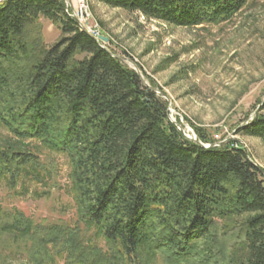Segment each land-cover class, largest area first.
<instances>
[{
    "label": "trees",
    "instance_id": "obj_1",
    "mask_svg": "<svg viewBox=\"0 0 264 264\" xmlns=\"http://www.w3.org/2000/svg\"><path fill=\"white\" fill-rule=\"evenodd\" d=\"M97 1L177 27L227 21L247 2ZM40 16L61 33L50 46L31 29ZM111 54L63 0L0 2V125L12 136L0 142V182L56 187L38 142L67 156L74 205L58 222L0 207V234L44 253L35 264H264V170L242 146L204 147L214 140L202 129L186 138L166 101ZM237 133L264 144V114Z\"/></svg>",
    "mask_w": 264,
    "mask_h": 264
},
{
    "label": "rangeland",
    "instance_id": "obj_2",
    "mask_svg": "<svg viewBox=\"0 0 264 264\" xmlns=\"http://www.w3.org/2000/svg\"><path fill=\"white\" fill-rule=\"evenodd\" d=\"M63 1L71 11L77 0ZM86 1L87 26L106 36L108 41L103 44L130 60H122L130 68L134 69V63L143 81L166 96L168 100L158 94L166 101L172 122L191 136L197 135L196 128L204 130L213 138L211 144L242 146L264 170L262 141L237 133L256 113L264 114L259 110L264 100V0H247L227 21L194 27H177L140 12ZM34 24L32 31L41 30L46 46L61 37L57 26L42 16ZM10 138V132L0 125V142ZM30 148L55 162L56 187L49 192L29 182L24 189L19 184L11 192L0 182V207L19 209L40 222L71 220L74 205L67 156L34 141ZM35 257L45 255L30 249L26 240L0 234V264H35ZM52 264L64 261L56 257Z\"/></svg>",
    "mask_w": 264,
    "mask_h": 264
},
{
    "label": "built area",
    "instance_id": "obj_3",
    "mask_svg": "<svg viewBox=\"0 0 264 264\" xmlns=\"http://www.w3.org/2000/svg\"><path fill=\"white\" fill-rule=\"evenodd\" d=\"M70 15L77 21L81 29L91 35L94 39H97L100 36L95 27L87 26L90 13L86 0H77L74 9L70 11Z\"/></svg>",
    "mask_w": 264,
    "mask_h": 264
},
{
    "label": "water",
    "instance_id": "obj_4",
    "mask_svg": "<svg viewBox=\"0 0 264 264\" xmlns=\"http://www.w3.org/2000/svg\"><path fill=\"white\" fill-rule=\"evenodd\" d=\"M1 1H2V0H0V2H1ZM95 40L99 43V45H100L102 48H104L105 50H107L108 52H110V50H109V49L103 44V42L106 43V42L108 41V38H107L106 36L100 35V36H99L97 39H95ZM111 55H113V56L119 58L120 60H127V61L131 62L130 60H128V59H126V58H124V57H122V56L115 55V54H111ZM133 65H134V70H135V71L138 73V75L140 76V79H141L142 83H143L146 87H148L150 90H152V91H154L155 93H157V94L161 95L162 97L166 98V96H165L164 94H162V92H160L159 90H157V89L151 87L150 85L146 84V83L143 81V78H142L141 74L139 73V70L135 68L136 65H135L134 63H133ZM166 100H168V99L166 98ZM263 101H264V100H263ZM263 101H262V102H263ZM262 102L260 103V106H261ZM178 128L180 129V126H178ZM180 130H181V129H180ZM181 131L183 132V134H184V136H185L186 138H188V139H190V140H192V141H194V142H198V141L196 140V136H195L194 133H193V136H191V135H189L188 133H186L185 130H181ZM199 143H200V142H199ZM200 144L203 145L204 147H210V146L220 145V143H215V144H203V143H200Z\"/></svg>",
    "mask_w": 264,
    "mask_h": 264
}]
</instances>
